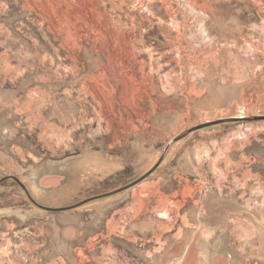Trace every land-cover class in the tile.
<instances>
[{"label":"rangeland","instance_id":"1","mask_svg":"<svg viewBox=\"0 0 264 264\" xmlns=\"http://www.w3.org/2000/svg\"><path fill=\"white\" fill-rule=\"evenodd\" d=\"M259 117L264 0H0V179L106 195L0 183V264H264Z\"/></svg>","mask_w":264,"mask_h":264},{"label":"crops","instance_id":"2","mask_svg":"<svg viewBox=\"0 0 264 264\" xmlns=\"http://www.w3.org/2000/svg\"><path fill=\"white\" fill-rule=\"evenodd\" d=\"M11 123H12V121H11ZM109 156L110 155L107 156L104 154V155H97V156L88 157V159H86V160H87V167L90 170L89 171L90 174L93 176H98L100 178V180H105L108 176L117 172L119 169H118V167H115L114 160ZM89 162L90 163L94 162L95 164L93 163L91 165H88ZM60 188H61V186H60ZM49 192H51V191H49ZM53 192L56 194V190L55 191L53 190ZM49 194H46L44 196L45 198L43 199L42 202L39 203L40 205H43L45 207H50V208H64V207L69 206L72 203V201H70L71 200L70 198H69L70 199L69 202L67 200L62 201V200H57V199L56 200L51 199L52 197L47 198L49 196ZM116 196H120V195L117 194ZM97 201H100V199L86 201V203L82 207H79L76 209H69L66 211L59 212V213L63 214L65 216L64 217L65 219L75 218V220H77V222L79 223L80 220L83 219V217H85L88 214L94 213L92 211V206H93V203H95ZM121 211L122 210H120V212ZM114 217H116V216H113V219H114ZM128 217L131 218L132 213H128ZM130 223H133L136 230L140 231L142 229L148 228L151 221L149 218H146L144 216H138L135 220H133V219L130 220ZM200 234H202L205 237L207 235V231L204 230L203 233H200ZM202 235L199 236L197 239L196 247L198 250L202 249L201 244H203V246H204V243H203L204 237Z\"/></svg>","mask_w":264,"mask_h":264},{"label":"water","instance_id":"3","mask_svg":"<svg viewBox=\"0 0 264 264\" xmlns=\"http://www.w3.org/2000/svg\"><path fill=\"white\" fill-rule=\"evenodd\" d=\"M259 119H264V117L256 118V120H259ZM240 120H242V119L230 118V119L219 120V121H217V122L214 123V124H218V123H228V122H238V121H240ZM212 124H213V123H207V124L199 125V126H197V127H194L193 129H190V130L186 131L181 137H179V138H177V139L171 141V142L169 143V145L166 147V149H165L164 152H166V150H167L171 145H173V143H175L177 140L183 138L184 136L188 135V134L191 133V132H194V131L200 130V129H202V128L206 127V126L212 125ZM149 174H150V172H149L147 175H149ZM147 175H146V176H147ZM146 176H144L142 179H144ZM8 179H12L13 181H15V182L20 186V188L24 191V193H25L26 197L28 198V200L30 201V203H31L32 205H34L36 208H38V209H40V210H43V211H48V212H62V211H66V210L72 209L73 207H77L78 205H81V204L84 203V202H83V203L78 204V205H75V206H73V207H64V208H50V207H45V206H43V205H40L39 203H37L36 201H34V200L32 199V197L29 195V193H28L27 189L25 188V186H24V185H23V184H22V183H21L16 177H14V176L3 177L2 179H0V183L6 181V180H8ZM142 179H140V180H142ZM138 182H139V181H138ZM138 182H136V183H138ZM136 183H135V184H136ZM132 185H133V184H132ZM132 185H131V186H132ZM131 186H130V187H131ZM123 189H126V188H123ZM121 190H122V189H121ZM121 190H120V191H121ZM105 196H106V195L96 196V197H93V198L90 199V200H95V199H98V198H101V197H105ZM90 200H87V201H90ZM85 202H86V201H85Z\"/></svg>","mask_w":264,"mask_h":264},{"label":"bare ground","instance_id":"4","mask_svg":"<svg viewBox=\"0 0 264 264\" xmlns=\"http://www.w3.org/2000/svg\"><path fill=\"white\" fill-rule=\"evenodd\" d=\"M54 33H55V31H54ZM132 57V56H131ZM133 58V57H132ZM129 60V59H128ZM122 64V63H121ZM143 64V63H142ZM141 65V64H140ZM145 67V66H144ZM125 75V74H124ZM127 79H129L128 77H127ZM118 81V80H117ZM125 81H126V79H125ZM117 87V86H116ZM123 87H124V85H123Z\"/></svg>","mask_w":264,"mask_h":264}]
</instances>
